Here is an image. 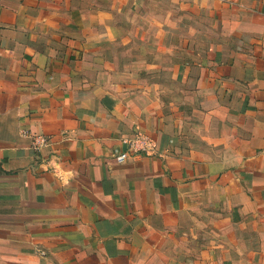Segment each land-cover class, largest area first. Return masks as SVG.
Wrapping results in <instances>:
<instances>
[{"label":"crops","instance_id":"crops-1","mask_svg":"<svg viewBox=\"0 0 264 264\" xmlns=\"http://www.w3.org/2000/svg\"><path fill=\"white\" fill-rule=\"evenodd\" d=\"M173 1L184 69L120 98L83 35L144 34L135 0H0V264H235L264 231V0Z\"/></svg>","mask_w":264,"mask_h":264},{"label":"rangeland","instance_id":"rangeland-1","mask_svg":"<svg viewBox=\"0 0 264 264\" xmlns=\"http://www.w3.org/2000/svg\"><path fill=\"white\" fill-rule=\"evenodd\" d=\"M130 4L127 7H131L138 16L135 26L145 25L144 34L131 32L128 27L130 21L125 24L118 21L117 33L109 34L98 42L93 41L92 30H85L83 35L87 39L83 57L93 63L89 67L97 71L100 84L119 93L120 98L123 91H149L154 86L159 69L162 86L169 88V76L176 72L177 66L178 70L184 69V60L192 52L189 47L195 35L187 22V12H192L187 6L178 11L179 19L175 20L176 3L173 0H145L140 3L135 0ZM89 37H92L91 41ZM156 82L159 83L157 77ZM144 99L147 105L154 101L152 95ZM138 133L153 140L143 131ZM242 241L241 250L237 248L238 253L234 256L235 264H264V231L260 232L259 228L258 238L252 243Z\"/></svg>","mask_w":264,"mask_h":264},{"label":"built area","instance_id":"built-area-1","mask_svg":"<svg viewBox=\"0 0 264 264\" xmlns=\"http://www.w3.org/2000/svg\"><path fill=\"white\" fill-rule=\"evenodd\" d=\"M26 135L27 133L24 132ZM32 148L35 151L46 146L48 139L43 135L32 136ZM126 149L116 155L118 161H125L132 155L155 156L158 155L155 142L147 135L142 133L135 134L132 138L125 141Z\"/></svg>","mask_w":264,"mask_h":264}]
</instances>
